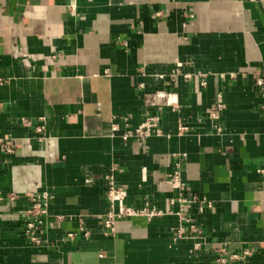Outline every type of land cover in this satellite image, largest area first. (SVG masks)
Instances as JSON below:
<instances>
[{"label":"crops","instance_id":"1","mask_svg":"<svg viewBox=\"0 0 264 264\" xmlns=\"http://www.w3.org/2000/svg\"><path fill=\"white\" fill-rule=\"evenodd\" d=\"M262 72L264 0H0V264H264Z\"/></svg>","mask_w":264,"mask_h":264},{"label":"built area","instance_id":"2","mask_svg":"<svg viewBox=\"0 0 264 264\" xmlns=\"http://www.w3.org/2000/svg\"><path fill=\"white\" fill-rule=\"evenodd\" d=\"M256 85L260 88L262 92V96L264 97V72L260 73L256 78ZM43 119V118H40ZM27 124H31V122L26 121ZM44 128L43 125L37 126L39 131H42ZM142 131L139 132V138L142 141H147L151 136L161 135L162 129L160 125V118L157 115H150L146 118V120L142 124ZM0 146L7 153L11 154L15 152V146L11 137L0 138ZM259 174L262 176L264 180V166L258 169ZM127 188L123 185H118L112 182L110 185L107 195L109 201L111 203V209L101 217L103 226L105 228L106 234H112L115 231V224L118 219L130 217L134 214H141L147 216L149 219L154 218L155 216L161 215L160 211L155 209H150L148 207L142 209H136L133 207L127 206L124 201L127 197ZM14 199V197H11ZM41 197L37 194L31 197V205L26 210V228L25 233L31 236V239L37 242L42 240V237L39 234H42L44 229L48 227V224L45 221V217L41 216L43 212V205L41 204ZM182 205L188 203V199L186 197L181 198ZM194 201L196 199L194 198ZM81 231L84 236H88L90 234L89 229L87 228L86 221H81ZM39 232V233H38ZM202 230L198 227L189 216L182 215L180 218V224L178 226V237H185L188 235H202ZM37 233V234H36ZM69 236H73V234H69ZM199 246V244H197ZM251 255L250 251H244L240 254L232 255L233 259H243ZM219 262H225L224 258H218Z\"/></svg>","mask_w":264,"mask_h":264},{"label":"bare ground","instance_id":"3","mask_svg":"<svg viewBox=\"0 0 264 264\" xmlns=\"http://www.w3.org/2000/svg\"><path fill=\"white\" fill-rule=\"evenodd\" d=\"M138 216H145V215H141V214H134L132 215L131 217H138ZM147 217V216H146ZM115 228H116V225H115Z\"/></svg>","mask_w":264,"mask_h":264}]
</instances>
